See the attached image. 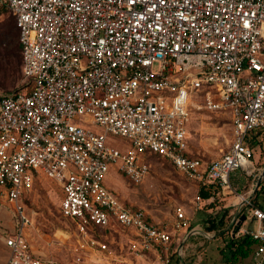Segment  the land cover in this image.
Listing matches in <instances>:
<instances>
[{
    "label": "built area",
    "instance_id": "1",
    "mask_svg": "<svg viewBox=\"0 0 264 264\" xmlns=\"http://www.w3.org/2000/svg\"><path fill=\"white\" fill-rule=\"evenodd\" d=\"M1 10L14 19L25 83L0 95V198L12 221L1 237L6 264H58L35 255L25 236L30 221L20 202L37 176L60 189L58 212L79 239L74 264H90L87 255L99 264L96 254H111L112 233L128 231L135 256L152 252L160 264L178 257L173 235L199 231L184 207L153 222L104 186L110 167L142 184L145 153L198 190L218 185L222 197H237L232 237L256 241L251 264H264V209L252 201L257 180L248 197L229 182L238 170L258 172L247 139L264 129V0H0ZM192 108L228 113L230 144L215 160L188 149ZM107 134L130 147L107 145ZM211 201L196 195L193 210Z\"/></svg>",
    "mask_w": 264,
    "mask_h": 264
},
{
    "label": "rangeland",
    "instance_id": "2",
    "mask_svg": "<svg viewBox=\"0 0 264 264\" xmlns=\"http://www.w3.org/2000/svg\"><path fill=\"white\" fill-rule=\"evenodd\" d=\"M3 28L7 31L3 32ZM0 95L11 93L24 88L20 64L16 68L14 57V45L16 44L17 30L12 18L8 14L0 15ZM96 132H101L100 127H90ZM188 149L193 155L203 157L204 160H214L226 151L231 140L230 123L226 112H206L204 110L190 109L189 124L186 126ZM106 144L125 151L130 147V142L123 137L107 134ZM263 146V145H262ZM261 148V146H260ZM252 161L256 159L254 151L258 147H251ZM145 163L149 167V174L140 185L132 184L114 167H110L104 179V186L122 204L131 208H141L153 222L166 223L172 220L173 210L177 206L184 207L186 215L191 217V227H197L198 233L190 235L185 241L182 240L187 230L174 235L172 247H181V259L178 264H251L250 258L233 260L227 243L233 236L234 228L229 225L220 231L207 232L206 220L222 214L221 203L218 199L222 196L218 193V199L212 197L214 210L206 212V206L195 212L194 198L198 195L196 186L185 176L177 172L169 163L159 159L152 153L143 155ZM264 165V147L261 148L260 160L256 168L261 169ZM262 172H255L249 177L253 182L256 176ZM240 183L247 178L243 171L233 173ZM264 188V174L261 177L258 188ZM60 189L52 180L37 176L31 191L20 204L23 214L27 216L30 225L25 228V236L35 255L43 258H51L58 264H74L77 254H81L79 239L73 225L62 218L58 212L60 202ZM257 201L264 202V192L259 194ZM0 204L9 206L0 198ZM209 207V206H208ZM218 208V209H217ZM10 209L11 205H10ZM206 219V220H204ZM201 220V223H200ZM203 220V221H202ZM219 221V218L216 220ZM248 220L246 228H252ZM110 250L111 254H96L99 264H139L143 257L135 256L128 250L129 240L132 238L130 231L126 233H112ZM86 251V250H85ZM177 256V254H176ZM90 264L94 258L81 256ZM174 257L170 256L168 264H176ZM179 259V258H178Z\"/></svg>",
    "mask_w": 264,
    "mask_h": 264
},
{
    "label": "crops",
    "instance_id": "3",
    "mask_svg": "<svg viewBox=\"0 0 264 264\" xmlns=\"http://www.w3.org/2000/svg\"><path fill=\"white\" fill-rule=\"evenodd\" d=\"M247 144L249 145L250 148L253 147V145L255 147L259 148L258 152L254 151L255 155H256V159L254 161L251 160V162L256 166V164L260 160L261 148L264 147V129L263 130H255L252 133H250L248 136V139H247ZM260 146H261V148H260ZM251 151H252V149H251ZM256 169L258 172H260V171L262 172L264 170V165L261 169H259V168H256ZM233 173H231L230 177H229V182H230L231 187L235 191H237V193L239 195L246 197L248 195V190H249V187L251 186L252 182H249V180H248L249 177H247L240 183V180H237L238 176L236 179V177L234 176ZM259 176H260V174H259ZM254 195H255V192H254L253 196ZM218 200L220 202H222L220 209L232 208L231 219H230V223L228 224L230 227L231 221H232V218L234 215L233 213L236 211V206H234V205L236 202H238L239 199L237 197H235L234 195H224L223 197L219 198ZM209 204L210 203L204 205V206H206V212H208V213L211 212V210H214V208H215V206L213 208H211L209 206ZM203 210L204 209L202 208V212H203ZM195 212L199 213V211H195ZM204 220H206V219H204ZM190 221H191V217H190ZM250 222H251V220H250ZM200 223H201V220H200ZM245 223H246V221H244L242 223L243 227H245ZM252 225H253V223H252ZM195 228H197V227H195ZM11 229H12V221H11V217H10V210L8 209L7 206H3L2 204H0V264H6L7 258H8V249L5 247L1 237L6 236L7 233H9V231ZM176 234H179V232ZM176 234H174V235H176ZM186 234H184V237L182 240H184L186 238V236H187ZM174 235H173V238H174ZM173 238L171 241V245L173 244ZM138 262H139V264H160L159 261L157 260L156 256H155V254L152 252L147 253L145 258H142Z\"/></svg>",
    "mask_w": 264,
    "mask_h": 264
},
{
    "label": "trees",
    "instance_id": "4",
    "mask_svg": "<svg viewBox=\"0 0 264 264\" xmlns=\"http://www.w3.org/2000/svg\"><path fill=\"white\" fill-rule=\"evenodd\" d=\"M1 14H8V11L6 10H1ZM12 18V16L10 15ZM13 23L14 19L12 18ZM7 29L3 28V32H6ZM1 36V35H0ZM18 36V34H17ZM14 57H16V68L20 64V69H21V56H20V45L18 43V37H16V44L14 45ZM168 163V162H167ZM261 192H264V188L259 187L258 191L255 193L252 201L255 206L264 209V202H259L257 201V198L259 197V194ZM218 193H220V188L218 185H204L201 186L198 190V195L201 199L206 200L214 197V199H218ZM209 206L213 208L215 204H213V201L210 202ZM231 211L232 208H226L223 210L222 214L219 217V214L214 216V217H208L206 220V228L205 230L207 232L210 231H220L224 228H226L230 222L231 219ZM217 218H219V221L217 222ZM256 245V241H254L250 236H243V237H231L228 240L227 243V249H229L231 258L233 260H237L238 258L241 260L248 259L250 257V254L252 253V250L254 246ZM172 257H174V261L176 264L179 263V259L176 256V254H173Z\"/></svg>",
    "mask_w": 264,
    "mask_h": 264
},
{
    "label": "water",
    "instance_id": "5",
    "mask_svg": "<svg viewBox=\"0 0 264 264\" xmlns=\"http://www.w3.org/2000/svg\"><path fill=\"white\" fill-rule=\"evenodd\" d=\"M263 174H264V170L262 171V173L260 174V176H259V178H258V180H257V183H256V187H258V185H259V182H260V180H261V177L263 176ZM244 219H245V217L244 216H240V221L241 222H243L244 221ZM187 239V237L184 239V241ZM182 245H183V243L182 244H180V249H181V247H182ZM178 258H179V260H182L181 259V256H180V254L178 255Z\"/></svg>",
    "mask_w": 264,
    "mask_h": 264
}]
</instances>
